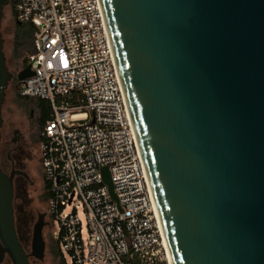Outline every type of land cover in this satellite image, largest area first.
Returning a JSON list of instances; mask_svg holds the SVG:
<instances>
[{"label": "water", "instance_id": "water-1", "mask_svg": "<svg viewBox=\"0 0 264 264\" xmlns=\"http://www.w3.org/2000/svg\"><path fill=\"white\" fill-rule=\"evenodd\" d=\"M0 0V141L14 74ZM174 264H264V0H102ZM22 69L21 82L32 76ZM103 178L119 204L107 166ZM0 165V235L30 264ZM43 214L34 248L43 259Z\"/></svg>", "mask_w": 264, "mask_h": 264}, {"label": "built area", "instance_id": "built-area-1", "mask_svg": "<svg viewBox=\"0 0 264 264\" xmlns=\"http://www.w3.org/2000/svg\"><path fill=\"white\" fill-rule=\"evenodd\" d=\"M13 10L35 27L20 94L51 105L40 155L61 252L72 264H170L102 0H13Z\"/></svg>", "mask_w": 264, "mask_h": 264}, {"label": "rangeland", "instance_id": "rangeland-1", "mask_svg": "<svg viewBox=\"0 0 264 264\" xmlns=\"http://www.w3.org/2000/svg\"><path fill=\"white\" fill-rule=\"evenodd\" d=\"M12 7L8 6L5 9V16L2 22V31L5 38V52L7 62L11 71L15 70L13 66L12 52H13V39L15 31V18L12 13ZM19 73V71H17ZM51 107V105H50ZM32 113L29 109L21 105L17 99V91L14 82H11L7 89L6 101L3 106L4 128L3 131L17 128L23 133L30 132L36 145L33 153L34 159L29 162L27 167L31 182L27 183L26 189L18 188L16 191L15 203L18 206H24L27 212L34 217V222L38 219L39 213H49L48 200L43 199L44 193V166L40 162V141H36L37 126L35 120L31 116ZM58 225L53 220V223L44 229V238L46 240V253L43 261L35 260V264H59L58 260L54 257L51 248L53 241L58 238ZM66 260L69 264L70 255L66 254Z\"/></svg>", "mask_w": 264, "mask_h": 264}, {"label": "flooded vegetation", "instance_id": "flooded-vegetation-1", "mask_svg": "<svg viewBox=\"0 0 264 264\" xmlns=\"http://www.w3.org/2000/svg\"><path fill=\"white\" fill-rule=\"evenodd\" d=\"M14 79L15 78L13 76L10 83L13 82ZM3 128L4 125L2 127V137L0 141V165L5 173L9 175L13 174L16 231L19 240L27 253L29 263L35 264V260L43 261L45 259V257L40 259L35 254L33 241L35 223L39 219L40 215L43 214L44 235V229L49 226L50 223H53V218L50 213H39L38 219L34 222V217L27 212L23 205H16L15 199L17 189H26L27 183L31 182L27 167L29 162L34 159L33 153L35 151L36 143L30 135V132L23 133L17 128H10L9 131H3ZM13 263V258L7 248V245L0 235V264Z\"/></svg>", "mask_w": 264, "mask_h": 264}, {"label": "trees", "instance_id": "trees-1", "mask_svg": "<svg viewBox=\"0 0 264 264\" xmlns=\"http://www.w3.org/2000/svg\"><path fill=\"white\" fill-rule=\"evenodd\" d=\"M12 7V13L15 18V12L13 10V0H11L10 5ZM34 35H35V27L32 24H20L16 21L15 18V31H14V39H13V66H15V70L12 71L14 74V80L17 91V99L21 105L26 106L29 111L32 113V117L35 120L37 126V133L35 137H37L36 141H41V131L43 129L44 124L50 118L51 107L50 103L47 100L37 98V97H28L22 96L20 94L19 88L21 82L17 78V71H21L29 64L30 56L35 52L34 46ZM41 162V155H40ZM42 165V162H41ZM50 198V190L48 189L47 182L44 179V193L43 199L49 200ZM51 251L54 257L58 260L59 264H68L64 254L60 250L58 239L53 241Z\"/></svg>", "mask_w": 264, "mask_h": 264}, {"label": "bare ground", "instance_id": "bare-ground-1", "mask_svg": "<svg viewBox=\"0 0 264 264\" xmlns=\"http://www.w3.org/2000/svg\"><path fill=\"white\" fill-rule=\"evenodd\" d=\"M167 239V238H166ZM168 243V242H167ZM169 246V245H168ZM169 250H170V248H169ZM170 264H174V262H173V258H172V256H171V252H170Z\"/></svg>", "mask_w": 264, "mask_h": 264}]
</instances>
